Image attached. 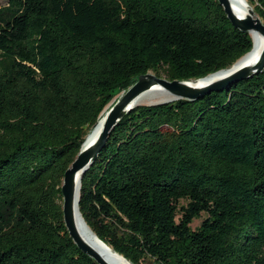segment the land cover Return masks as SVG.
Wrapping results in <instances>:
<instances>
[{"label": "trees", "instance_id": "1", "mask_svg": "<svg viewBox=\"0 0 264 264\" xmlns=\"http://www.w3.org/2000/svg\"><path fill=\"white\" fill-rule=\"evenodd\" d=\"M246 2L264 24V0ZM251 48L216 0H8L0 264H97L61 212L85 137L138 76L198 79ZM78 209L131 264H264V70L195 101L135 107L82 174Z\"/></svg>", "mask_w": 264, "mask_h": 264}, {"label": "water", "instance_id": "2", "mask_svg": "<svg viewBox=\"0 0 264 264\" xmlns=\"http://www.w3.org/2000/svg\"><path fill=\"white\" fill-rule=\"evenodd\" d=\"M216 1L222 7L233 28L249 35L251 33H257L264 38V24L254 13L249 4L246 16L239 17L232 11L228 0ZM251 50L252 48L235 61L230 67L220 69L198 79L168 81L165 78L157 77L152 73L140 75L134 79V83L123 91L114 102L110 103L108 109H106L103 113V124L97 138L89 145L85 146L84 142L82 143L76 157L70 166L65 170L60 187L62 198L61 212L64 226L72 242L83 254L93 259L97 264H109L81 237L76 226L75 214L77 210L83 220L78 209L81 176L97 159L100 151L107 141L110 131L125 115H127L135 107L139 106L137 103L138 98L155 87L165 90L171 98L166 101L147 105L162 104L176 100L195 101L204 95L212 92H221L231 84L250 79L251 77L260 74L264 70V47L252 64L247 63V58L250 55ZM83 222L86 225L84 220ZM86 227L95 236V238H97L87 225ZM98 241L104 246H107L101 240L98 239ZM107 248L109 247L107 246ZM114 254L121 257L125 262H127V264H131L118 253L114 252Z\"/></svg>", "mask_w": 264, "mask_h": 264}, {"label": "bare ground", "instance_id": "3", "mask_svg": "<svg viewBox=\"0 0 264 264\" xmlns=\"http://www.w3.org/2000/svg\"><path fill=\"white\" fill-rule=\"evenodd\" d=\"M230 3L232 11L239 17L246 16L248 12V3L246 0H228ZM252 38V50L250 55L247 58V63H254V61L259 56L261 50L264 47V38L257 33L250 34ZM169 94L165 91L160 89L159 87H155L154 89L148 91L147 93L143 94L140 98H138V104H152L156 102H161L158 100L166 101L163 99H167ZM103 124V115L94 126V128L88 133L85 137L84 145L91 144L98 136L99 132L101 131ZM75 221L78 231L81 237L96 251L98 252L104 260H106L109 264H127L121 257L114 254V252L101 244L97 238L88 230L86 225L84 224L83 220L81 219L78 211L76 210L75 214Z\"/></svg>", "mask_w": 264, "mask_h": 264}, {"label": "rangeland", "instance_id": "4", "mask_svg": "<svg viewBox=\"0 0 264 264\" xmlns=\"http://www.w3.org/2000/svg\"><path fill=\"white\" fill-rule=\"evenodd\" d=\"M7 2H8V0H0V7H2V6H5L6 4H7ZM122 93V92H121ZM120 93V94H121ZM120 94H118L113 100H112V102H114L119 96H120ZM171 97H168L167 99H163V100H169ZM158 101H162V100H158ZM111 102V103H112ZM139 105H141V104H139ZM143 105V104H142ZM205 218V214H202L201 215V217L199 218V219H194V221H193V223H192V225H191V227H192V229H194L195 227H197L199 224H200V222L203 220Z\"/></svg>", "mask_w": 264, "mask_h": 264}]
</instances>
